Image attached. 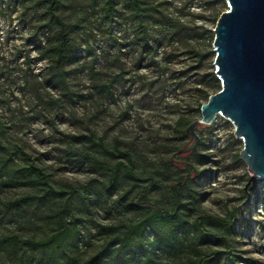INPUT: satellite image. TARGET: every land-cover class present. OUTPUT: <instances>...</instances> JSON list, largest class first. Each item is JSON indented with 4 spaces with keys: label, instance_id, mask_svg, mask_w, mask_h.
<instances>
[{
    "label": "rangeland",
    "instance_id": "1",
    "mask_svg": "<svg viewBox=\"0 0 264 264\" xmlns=\"http://www.w3.org/2000/svg\"><path fill=\"white\" fill-rule=\"evenodd\" d=\"M140 1L150 49L130 0H117L113 13L106 0H61L57 13L68 24L71 47L57 79L53 59L43 58L39 46L40 39L54 41L45 27L46 0H0V264H81L100 253L104 264H121L123 240L127 264H198L201 256L226 250L239 264H264V179H252L239 158L244 143L233 123L217 115L196 129L195 151L176 155L194 142L185 132L201 119L198 99L214 68L217 16L229 7L225 0ZM87 137L128 153L146 181L122 170L110 192V172L93 161L117 160ZM120 160L129 163L125 155ZM146 186L148 208L139 209L131 201ZM175 189L183 203L177 213ZM68 198L76 220L64 212ZM20 199L10 219H2L3 204ZM161 208L176 213L174 223L186 224V232L174 246L152 251L157 232L174 233L155 221L143 230L151 253L136 259L139 247L129 229ZM204 215L233 220L229 228L204 221L227 242L196 227ZM62 219L70 222L67 238L48 248L3 243L5 236L46 240L62 229Z\"/></svg>",
    "mask_w": 264,
    "mask_h": 264
},
{
    "label": "water",
    "instance_id": "2",
    "mask_svg": "<svg viewBox=\"0 0 264 264\" xmlns=\"http://www.w3.org/2000/svg\"><path fill=\"white\" fill-rule=\"evenodd\" d=\"M225 1L229 9L217 20L213 42L222 89L201 106V119L186 129L193 144L176 155L195 151L200 141L196 129L212 125L220 114L233 123L235 138L244 143L239 158L252 179H264V0Z\"/></svg>",
    "mask_w": 264,
    "mask_h": 264
},
{
    "label": "trees",
    "instance_id": "3",
    "mask_svg": "<svg viewBox=\"0 0 264 264\" xmlns=\"http://www.w3.org/2000/svg\"><path fill=\"white\" fill-rule=\"evenodd\" d=\"M106 4L108 7V10L110 13H113L115 11V6H116V1L117 0H106ZM133 7L135 8V11L137 13V16L140 17V23L139 27L141 30V36L144 41L145 47H148L150 49L151 46V41H150V34H149V26L145 23L144 19L142 18L145 14L144 8L141 6V1L140 0H130ZM224 3V0H218ZM46 24L45 27L52 33L53 42H50L48 44L47 41L40 39L39 41V46L42 48L41 49V55L43 58L51 57L52 60V66L51 69L53 71V75L55 78L61 77V71L64 62L66 61L69 50L71 47V32L68 28V24L65 22V20L57 13V10L59 6L61 5V0H46ZM222 12H220L217 16V20L220 17ZM216 20V21H217ZM179 30L176 32H172V36H176L179 34ZM215 38V37H214ZM216 57V54H215ZM204 56L200 55V58L198 59V68L203 69V60ZM215 60V58H214ZM204 79L208 80V85L203 86V88L200 90L201 91V97L198 99V106L201 109V106L205 103L208 102L209 97L213 95L212 93L216 94L222 89L221 81L218 79V77L215 74V67L213 70L206 72ZM186 133V132H185ZM89 141L99 147L104 153L107 155L111 156L112 158L116 159L115 164H109L106 162H99L97 160H94L93 162L99 166L107 169L110 174H109V182L106 185L107 189L110 192H113L118 184L119 176L121 174V171L123 170L131 179L135 180L136 182L143 183L146 180L143 178H140L139 176L136 175L135 173V168L133 161L131 159V156L128 153H124L122 151H117L113 152L108 150L103 141H95L92 137H87ZM1 143V141H0ZM127 156L129 163H125L120 160L121 156ZM9 163V159H5L4 162L2 163L3 166H7ZM32 172L34 174H37L38 177H42L45 185L48 186L49 190H52L53 192H56L53 187L49 184L47 180V176L43 173V171L35 166H31ZM181 180L184 181L185 178L181 177ZM151 186H146L140 191L136 196L133 197L132 201L136 207L139 209L141 208H148V205L144 201V197L147 193V191L150 189ZM48 190V191H49ZM181 197L182 194H180L176 189H175V201H176V207L174 208V212L177 213L178 206L183 205L181 202ZM24 200L20 199L14 202H9L3 204L4 207V212L2 215V219H10L11 215L14 213V211L22 205V202ZM65 207H64V212L66 215H69L72 220H76L73 211L71 207L69 206L70 199L68 198L66 201ZM176 213H170L169 210L161 208V209H155L152 213L148 214L139 224L134 225L130 227L128 237L131 240L135 241V244L139 247L138 252H133L134 257L136 259H140V255L142 253L144 254H149L151 253V250L147 247L146 241L143 239V230L147 227H152L155 224V221L161 224L165 225H170L174 229V233L171 236H167L164 233H159L157 232L156 234V239L154 242L151 243L152 245V251H155L157 249L163 248V247H170L174 246L175 241H180L181 242V232H186V224H179L176 225L174 223V220L176 218ZM215 220L222 224L224 227L229 228L233 224V220L231 221H225L217 218H212L209 216H198L196 219V227H199L204 235L207 237L215 238L217 241H223L227 242V238L221 234L218 233H213L209 230H207L204 226V221L205 220ZM62 229L51 236L50 238L46 240H27V239H22L18 236H5L3 238V243L8 245L9 247H12L14 249L21 248L25 245H32V246H39L43 248H48L51 245L57 244L59 241V238H61V241L66 240L67 238V232L70 230V222H68L67 219H62V223L60 226ZM137 240H135V238ZM126 246V240H123L122 242V247L119 248L118 254L120 255L119 258L121 259L122 263L121 264H127L125 262V258L121 255L124 253L125 250L128 249ZM129 248H132L131 246ZM125 249V250H124ZM149 256V255H148ZM221 258H224L226 261V264H239L240 257L235 254L232 250H226L224 252L221 251H213L207 255L201 256L199 258L198 264H210L213 261L219 260ZM81 264H104V256L102 253L97 254L93 256L92 258L82 262ZM118 264V263H117Z\"/></svg>",
    "mask_w": 264,
    "mask_h": 264
}]
</instances>
